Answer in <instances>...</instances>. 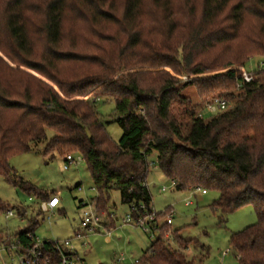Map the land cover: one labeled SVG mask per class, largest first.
Returning a JSON list of instances; mask_svg holds the SVG:
<instances>
[{
  "label": "trees",
  "instance_id": "1",
  "mask_svg": "<svg viewBox=\"0 0 264 264\" xmlns=\"http://www.w3.org/2000/svg\"><path fill=\"white\" fill-rule=\"evenodd\" d=\"M0 3V51L16 65L0 55L1 176L45 198L48 194L24 180L10 158L41 146L48 160L82 156L99 192L96 212L113 220L108 208L113 189L130 210L143 204L153 207L148 158L156 151L159 167L176 181L178 190L219 193L211 208L221 225L230 213L253 204L258 222L233 233L230 240L239 264H264V69L246 81L240 69L230 67L244 66V58L254 50L237 51L229 59L250 5L263 20L264 33V0H203L199 17L193 0H187L191 8L187 22L180 18L177 0ZM68 24L87 28L82 45L72 40L66 47ZM246 37L251 42V35ZM253 42L264 52L263 39ZM116 50L124 60L115 61ZM226 54L228 58L222 57ZM22 67L53 81L60 92ZM136 67L147 70L131 71ZM164 67L188 75L230 69L181 83ZM222 79L239 85L241 91L225 95L234 102L232 108L209 119L198 115L181 95L190 84L212 90ZM99 84L103 86L92 99L75 98ZM101 99L115 102L113 122L123 130L117 142L99 116L96 105ZM10 208L0 199V214ZM170 210L158 213V219ZM29 223L15 236V243L23 245L21 251L35 243L39 222ZM174 238L177 248L163 239V232L157 235L135 264H194L205 256L200 252L189 258L190 240L179 230Z\"/></svg>",
  "mask_w": 264,
  "mask_h": 264
},
{
  "label": "rangeland",
  "instance_id": "2",
  "mask_svg": "<svg viewBox=\"0 0 264 264\" xmlns=\"http://www.w3.org/2000/svg\"><path fill=\"white\" fill-rule=\"evenodd\" d=\"M177 1L180 18L187 22L191 19V8L187 6V0ZM202 1L193 0L192 6L195 7V13L198 17L202 11ZM250 7V11L245 16L244 27L241 31L242 36L233 44L229 53L231 56L229 57L228 54L222 56L230 59L233 55L238 54L237 51L254 50L248 57L244 58L246 60L244 66L240 65L241 63H234L230 67L240 69L246 81H248L247 77L252 80L257 71L264 69V52L257 49V43L253 42V39L258 37L264 40V33L261 31L263 20L256 17L255 8L252 5ZM2 10L3 5L0 3V13ZM263 10L264 8H262ZM38 16L39 13L36 17ZM66 31L68 33L65 37L66 47H70L72 40L78 46L83 44L84 41L81 37L86 33V27L68 24ZM247 35H251V42L246 37ZM112 52L116 55L115 61L124 60L119 57V51ZM0 55L12 66H16L1 51ZM67 67L71 68L72 66L68 64ZM230 68L217 69L199 75H188L185 72L175 73L169 67L163 69L167 70L174 78L180 79L181 83H185L192 79L223 73ZM22 69L60 92L58 86L45 76L26 67H22ZM135 70H147V68L136 67L131 69V71ZM262 74L264 73L262 72ZM225 81L222 79L220 84L212 90L205 86L190 84L183 88L181 95L186 99L187 104L190 102L191 106L196 107L198 115L209 119L217 113L210 111L209 105L222 99L227 102L225 110H228L232 108L234 102L225 95H238L241 91L239 85L236 84L233 87L229 81ZM180 85L182 84L178 86ZM102 86L103 84L90 86L87 93L75 96V98L92 99ZM94 99L97 100V98ZM101 100H98L96 105L98 113H100L99 116L111 138L117 142L121 138L123 130L117 122H113L115 102L113 100ZM42 148L41 146L40 149L31 152L13 155L10 158V164L24 180L48 194L45 198L28 193L21 187L9 183L5 177L0 175V199L9 204L11 207L9 210L13 212L12 216L9 215L8 211L0 214V235L2 237L0 239V264H20V257L16 251L18 248L10 250V246L15 244L16 233L26 229L31 220L32 222L34 220L39 222L35 236L42 241L71 239L78 255L85 264H135L150 245L153 237L140 226L124 221L129 213V207L122 203L119 191L116 189L110 191L108 208L113 220L104 216V213L101 216L103 225L97 231L84 230L82 217L86 212H96L95 200L99 195L86 162L79 155H74L75 161L71 164L59 155L48 160L43 157ZM148 161L150 168L147 184L153 197V208L158 213L164 212L168 207L171 208L168 213L166 212L159 217L160 223L164 224L168 215L172 214V224L161 225L165 226L164 230L161 229L159 233L161 235L163 232V239L173 248H177L178 244L174 238V231L179 230V234L184 239L190 240L186 250L189 258H194L200 252L205 254L204 257L197 258L194 264H239L230 239L233 233L242 231L258 222V215L253 204L245 205L230 213L227 216V221L221 225L218 215L211 208V204L219 196L217 191L204 193L201 190H178L171 186V180L164 175L159 167L156 151L150 155ZM67 164H69V168L65 169ZM164 187L167 190L163 191ZM54 194H59L61 203L49 219L48 216L51 212H45L43 204ZM187 201L192 203L187 205ZM79 230L85 233L82 238L76 237ZM11 237L14 243L10 241Z\"/></svg>",
  "mask_w": 264,
  "mask_h": 264
},
{
  "label": "built area",
  "instance_id": "3",
  "mask_svg": "<svg viewBox=\"0 0 264 264\" xmlns=\"http://www.w3.org/2000/svg\"><path fill=\"white\" fill-rule=\"evenodd\" d=\"M248 81L251 80L250 77L246 78ZM209 110L212 112L223 111L227 107V102L225 100L219 99L208 106ZM75 161L74 154H68L66 162L71 164ZM69 164L65 165V169L69 168ZM171 186L176 187L177 183L171 180ZM167 190L166 187L162 189ZM206 193L205 190H201ZM61 199L59 194H54L49 197L47 201L43 204V210L45 212H51L48 218H51L53 211L60 205ZM191 201H187V205L191 204ZM95 211V210H94ZM9 215H13V212L9 210ZM126 223H132L140 226L146 233L151 234L152 239L155 240L157 235L160 233L161 223L158 219V212L151 207L148 209L146 205H141V207H132L129 209V213L126 215ZM168 225L172 224V214L168 215L165 221ZM102 219L97 214V212H86L82 217V228L88 230L89 232L97 231L100 226H102ZM85 233L80 230L76 233L77 238H82ZM48 244L51 245L48 248ZM20 257V264H85L84 260L80 258L78 252L71 239H66L63 241H42L35 237V243L33 246L23 248V245L19 241L10 246L11 249H16Z\"/></svg>",
  "mask_w": 264,
  "mask_h": 264
}]
</instances>
